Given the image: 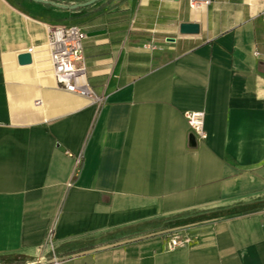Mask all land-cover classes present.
Returning <instances> with one entry per match:
<instances>
[{
  "label": "crops",
  "instance_id": "0c3cea01",
  "mask_svg": "<svg viewBox=\"0 0 264 264\" xmlns=\"http://www.w3.org/2000/svg\"><path fill=\"white\" fill-rule=\"evenodd\" d=\"M46 1L0 0V264H264V0ZM59 25L102 103L58 86Z\"/></svg>",
  "mask_w": 264,
  "mask_h": 264
},
{
  "label": "built area",
  "instance_id": "2783aa9c",
  "mask_svg": "<svg viewBox=\"0 0 264 264\" xmlns=\"http://www.w3.org/2000/svg\"><path fill=\"white\" fill-rule=\"evenodd\" d=\"M205 0H190L192 8L207 4ZM48 44L53 65V74L60 88L88 98L94 103H102L103 97L97 95L89 83L83 79L85 75L84 49L88 34L78 25H59L49 27ZM32 52V49H30ZM185 116L190 124L192 137L204 140L208 134L205 128L206 113L202 110L186 111ZM81 157L76 159V171H80ZM192 239L185 234L175 233L167 240L168 249L188 246ZM51 244V243H50ZM65 257L52 251V256L42 257L27 264H64Z\"/></svg>",
  "mask_w": 264,
  "mask_h": 264
},
{
  "label": "water",
  "instance_id": "95a60500",
  "mask_svg": "<svg viewBox=\"0 0 264 264\" xmlns=\"http://www.w3.org/2000/svg\"><path fill=\"white\" fill-rule=\"evenodd\" d=\"M39 1L45 2V3L46 2H49V1H46V0H39ZM51 3H53L55 5H58L55 2H51ZM62 6H64V5H62ZM75 7H76V5L75 6H72V8H75ZM199 31H200V25L198 23H194V22H184V23L181 24V32L182 33L196 34ZM99 32H101V31L92 32V33H89V35H95V34H97ZM19 62L21 64H23V65L24 64H30V63H32L33 62V56H32V54L29 53V52L21 53L19 55Z\"/></svg>",
  "mask_w": 264,
  "mask_h": 264
}]
</instances>
